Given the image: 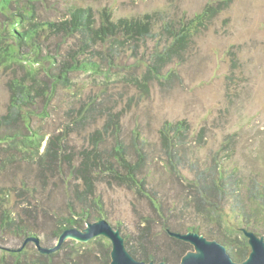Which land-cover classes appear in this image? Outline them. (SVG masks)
Instances as JSON below:
<instances>
[{"label": "rangeland", "instance_id": "rangeland-1", "mask_svg": "<svg viewBox=\"0 0 264 264\" xmlns=\"http://www.w3.org/2000/svg\"><path fill=\"white\" fill-rule=\"evenodd\" d=\"M214 1H223L222 7L207 27L194 33L183 57L164 63L158 59L166 41L161 25L191 19ZM49 2L52 6H42L39 12L50 20H59L77 6L92 7L98 21L149 14L152 35L120 40L113 56L111 49L103 57L95 56L105 64L102 71H74L68 84L58 86L47 108L39 102L31 120L44 135L39 151L0 145L2 207L50 246L59 237L55 230L60 219L72 215L71 208L88 205L92 217L109 220L134 247L176 264L197 248L189 242L190 248L180 254L165 224L181 232L196 225L210 240L212 234L218 240V230L237 235L231 204L224 205L219 224L218 218H209L197 187L217 177L219 166L230 182H264V0ZM55 43L63 44L61 37L48 41L52 54L65 51H56ZM158 62L161 78L150 71ZM24 72L19 64L0 63V116L8 111L10 79ZM179 120L187 123L184 133L177 134L185 161L174 160L172 165L160 129L167 121ZM124 159L131 166L139 162L135 180ZM140 179L163 204V212L149 191H139L134 182L142 186ZM247 195L244 189L246 201ZM255 206L249 201L250 209ZM3 211L0 249L24 245V234L3 224ZM258 218L257 230L264 239V212ZM156 262L168 264L163 259Z\"/></svg>", "mask_w": 264, "mask_h": 264}, {"label": "trees", "instance_id": "trees-1", "mask_svg": "<svg viewBox=\"0 0 264 264\" xmlns=\"http://www.w3.org/2000/svg\"><path fill=\"white\" fill-rule=\"evenodd\" d=\"M222 3L223 1L208 3L201 13L191 19L165 21L161 25L160 34L166 37V41L163 49L157 52L158 59L164 63L174 57H183L194 33L208 26L213 16L222 7ZM51 4L49 0H0V63L5 66L15 63L25 69L23 75H15L9 81L10 103L8 111L0 116V127H4V130L0 132V145L8 144L26 153L39 151L44 140V135L31 124L40 101L47 108L58 86L68 84L71 79L70 74L74 71H102L105 64L103 60H97L95 56L103 57L106 49H111L109 52L113 56L115 43L120 40L138 41L152 35V18L149 14L142 18H120L118 21L106 18L98 21L92 7L77 6L68 8L67 13L59 20H50L44 17L39 9L42 6L51 7ZM58 37H61L63 44L55 43L57 44L55 49L57 51L59 47L61 49L64 47L65 51H57L55 55L50 52L48 41ZM106 44L108 45L105 49L99 47ZM89 51L91 55H88ZM160 67L158 62L150 69L155 78H161L163 75ZM186 129L185 120L167 121L160 129L161 137L165 142V152L172 165L174 160L180 163L185 161L184 156L179 152L178 145L181 141L177 134L184 133ZM174 136L177 139L173 142ZM125 163L129 172L132 173L130 179L135 180L139 162L133 166L128 160H125ZM142 181L141 179L138 181L142 186L134 182L139 191L147 190ZM244 189L248 193V203L242 197ZM197 190L201 194L202 201L207 205L205 209L210 215L209 218H218L219 224L223 221L224 205L231 204L232 211H235L236 222L238 221L237 235L232 237L227 229L222 232L218 230V241L226 246L234 260L246 259L252 247L249 238L242 230L246 228L260 235L257 227H259L258 214L264 212V182L255 181L246 185L244 182H230L226 170L219 166L218 176L211 182H201ZM149 194L155 206L163 212V204L151 191ZM249 201L256 203V206L250 209ZM0 209L5 210L2 221L6 227L14 226L18 234H24L25 240L29 237L40 238L38 232L32 227L17 222L13 211L2 207V203H0ZM71 210L72 215L60 219L58 228L55 230L57 237L66 228H84L86 222L102 218L92 217L88 205L81 206L79 210L76 208ZM226 221L230 222V220ZM164 227L168 233L171 230L180 231L166 224ZM186 229L199 232L196 225L187 226ZM210 236L214 239L217 237L215 234ZM173 240L178 244L180 254L191 246L184 240L175 237ZM125 244L130 253L138 259L148 262L163 259L168 264H176L170 258L165 256L158 258L145 248L134 247L133 243L126 238ZM111 249V240L104 235H98L88 241L68 239L59 249L50 253L41 252L35 242L30 240L20 246L1 247L0 264H111Z\"/></svg>", "mask_w": 264, "mask_h": 264}, {"label": "water", "instance_id": "water-1", "mask_svg": "<svg viewBox=\"0 0 264 264\" xmlns=\"http://www.w3.org/2000/svg\"><path fill=\"white\" fill-rule=\"evenodd\" d=\"M243 230L252 247L249 256L243 261L234 260L222 242L216 239L210 240L200 232L171 230L170 234L195 244L199 250V253L193 252L185 256L180 264H264V239L254 231L246 228ZM98 235H104L112 241L111 264H163L134 257L127 249L125 238L120 230L114 227L106 218L90 222L84 228L71 227L64 229L53 246L42 245L38 237H29L26 241H34L41 252L50 253L59 249L68 239L88 241Z\"/></svg>", "mask_w": 264, "mask_h": 264}, {"label": "bare ground", "instance_id": "bare-ground-1", "mask_svg": "<svg viewBox=\"0 0 264 264\" xmlns=\"http://www.w3.org/2000/svg\"><path fill=\"white\" fill-rule=\"evenodd\" d=\"M194 253H199V250L197 249Z\"/></svg>", "mask_w": 264, "mask_h": 264}]
</instances>
